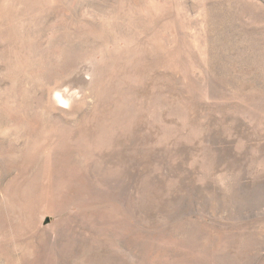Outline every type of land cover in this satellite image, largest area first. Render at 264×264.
<instances>
[{
    "label": "rangeland",
    "instance_id": "rangeland-1",
    "mask_svg": "<svg viewBox=\"0 0 264 264\" xmlns=\"http://www.w3.org/2000/svg\"><path fill=\"white\" fill-rule=\"evenodd\" d=\"M0 264H264V0H0Z\"/></svg>",
    "mask_w": 264,
    "mask_h": 264
},
{
    "label": "bare ground",
    "instance_id": "bare-ground-1",
    "mask_svg": "<svg viewBox=\"0 0 264 264\" xmlns=\"http://www.w3.org/2000/svg\"><path fill=\"white\" fill-rule=\"evenodd\" d=\"M65 56V55H64Z\"/></svg>",
    "mask_w": 264,
    "mask_h": 264
}]
</instances>
